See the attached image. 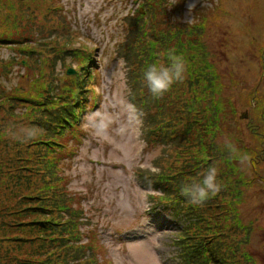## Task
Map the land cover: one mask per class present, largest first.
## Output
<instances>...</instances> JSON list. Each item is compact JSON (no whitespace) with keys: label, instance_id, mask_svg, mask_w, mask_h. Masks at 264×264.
<instances>
[{"label":"rangeland","instance_id":"rangeland-1","mask_svg":"<svg viewBox=\"0 0 264 264\" xmlns=\"http://www.w3.org/2000/svg\"><path fill=\"white\" fill-rule=\"evenodd\" d=\"M3 36L0 264H179L193 245L186 225L218 209L173 219L169 196L191 183L179 171L212 155L236 194L219 195L220 236L247 228L249 256L223 264H264V0H0ZM161 39L156 64L186 53V71L155 99L145 47ZM184 81L198 112L181 109Z\"/></svg>","mask_w":264,"mask_h":264},{"label":"trees","instance_id":"trees-1","mask_svg":"<svg viewBox=\"0 0 264 264\" xmlns=\"http://www.w3.org/2000/svg\"><path fill=\"white\" fill-rule=\"evenodd\" d=\"M134 1L137 3V0H134ZM53 8L58 10L57 17L59 19L60 18L62 19V21L64 22L63 27L67 28V24H69V23L66 22L62 16L63 12L60 11L61 6H58V7L54 6ZM133 15H135V17L136 16L141 17V15L138 14L137 11L134 12ZM139 22H140V20H139ZM180 23L181 22H179V23L177 22L176 25L179 24L180 28L181 27L183 28V24L180 25ZM138 26H139V23L137 24L136 18L132 23L127 24V30H128L127 37L131 38L132 33L134 35H137V33L140 31L139 27L143 28L142 25H140L139 27ZM146 37H149V34ZM182 37L187 38V36H182ZM0 39L4 40V41L8 40L7 37H4V36L1 37ZM165 45H166V42L163 39L158 40L157 46L153 47V52H151L150 46L147 45L148 47L146 46L145 50H147L148 53L145 55V61L147 63L149 62L151 64H156L157 51H159L162 46L165 47ZM124 46L127 47V49L125 47H122L123 50L125 51V53H127L129 56H131L133 54V52H131V50H132L131 47H133L135 45L126 41ZM139 48L136 47V48H134V50H137ZM178 56H181L184 61L187 58L186 53H179ZM158 58L164 59V58H161L160 56H158ZM189 77H190V79H188L187 82H191L192 79L195 80L196 78H197V80H199V76L197 74L189 75ZM203 80L210 88H212V85L209 82L208 78H206V76H204ZM184 82L186 84V91L189 92V95L183 100L184 106L181 108L183 110V113H186L190 108H192L194 110V112L200 111L199 102L195 98V96L193 95L194 94L193 90H197V89L191 88L190 85L186 81H184ZM194 82L198 86L197 82L196 81H194ZM199 90L201 91L204 89L202 88V86H199ZM201 92H203V91H201ZM197 108H198V111H197ZM182 117H185V116H182ZM173 127H174V125H172L170 128H173ZM197 131H199V128L197 129ZM199 144H201V141H199ZM213 157H214V155L208 156L205 158L204 161H202V159L200 161H198L197 166L200 167L199 171L196 168H194L192 171L190 169H183L182 171H179L178 174L179 175L188 174L187 179H185V181H187V183L188 182L192 183L193 181H199L200 179H202V174L208 170V167H210V165H211L210 160ZM227 187H228L227 191H225L224 189H221V191L215 197L205 201L202 206L191 205L190 203L187 202V200L185 199L184 196L181 197L182 195H180V197H178L172 193L173 195L169 196L171 198V203L174 202V205H175V209L169 208L170 211H172L171 214H172L173 219H177L175 216V215H177L181 221H184V216H188L189 214H187V213L193 212L197 216V219L200 220L199 222L202 223V218L200 217V214L205 213V210L209 205H212L214 208L218 209L217 212L212 214L208 219V220L211 219V224L209 223V221H205V224L200 228H198L195 225L191 227V223L186 225L189 230L191 229L190 237H188V235H186V238H191L193 245L189 249L188 252H186L184 249L183 252L181 253V251L179 250V257H178L179 264H218V262L219 263L221 262L223 264L224 262H228V260L230 262H233V261H235L234 256H235L237 250H238L237 251V253H238L237 259H239L242 256L245 259L249 256L244 250V244L241 243L242 236L244 238H246V235H247V228H245V226L241 227L244 230L241 231L242 234L240 235L239 238H230L229 236L225 238V237L220 236L221 229H223V225H222L221 221L225 222V220H227V219H224V217H222L221 219L219 218L220 217L219 216L220 210H219V207L218 208L216 207V205L221 206V208L224 210L227 208V206H226V204H223L224 202L222 203L220 201L219 195L222 194L224 198H228V201H229L230 197L232 198V195L236 196L235 188L231 187V184H229ZM177 195H178V193H177ZM178 203L185 204L186 207H181L178 205ZM223 206H226V207H223ZM68 208L70 209V206H68ZM231 231H232V229L230 230V232ZM222 232L224 233V231H222ZM203 233H206L205 235H209V236H205ZM224 234H226V233H224ZM60 235H61V232H59V234H57L55 236V241H57L59 238H62ZM69 255H72L73 257H77V254L73 253L72 251H69ZM80 257L83 258V256H80ZM42 264H45V263H42Z\"/></svg>","mask_w":264,"mask_h":264},{"label":"clouds","instance_id":"clouds-1","mask_svg":"<svg viewBox=\"0 0 264 264\" xmlns=\"http://www.w3.org/2000/svg\"><path fill=\"white\" fill-rule=\"evenodd\" d=\"M192 5H189L191 8ZM169 63L151 64L143 73V80L148 88L149 93L155 99L162 98L172 85L177 82H183L185 76V62L181 56L175 55L174 51L167 54ZM35 132L29 131L28 138L34 137ZM224 147L230 154H235L237 149L229 141L225 140ZM247 161V157H240L243 164ZM218 169L209 167L202 174V179L193 181L181 187L180 193L193 206H202L205 201L215 197L222 189V185L217 181Z\"/></svg>","mask_w":264,"mask_h":264},{"label":"water","instance_id":"water-1","mask_svg":"<svg viewBox=\"0 0 264 264\" xmlns=\"http://www.w3.org/2000/svg\"><path fill=\"white\" fill-rule=\"evenodd\" d=\"M69 72H71V70L70 71L69 70L67 71V73H69Z\"/></svg>","mask_w":264,"mask_h":264}]
</instances>
